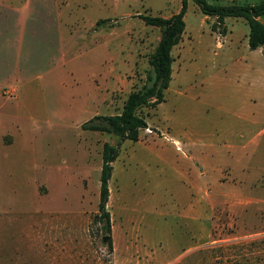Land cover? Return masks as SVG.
<instances>
[{"label":"rangeland","instance_id":"1","mask_svg":"<svg viewBox=\"0 0 264 264\" xmlns=\"http://www.w3.org/2000/svg\"><path fill=\"white\" fill-rule=\"evenodd\" d=\"M180 5L0 0V264H264L263 48L243 18L214 31L192 0L163 101L138 110L147 128L112 162L110 230L97 220L102 148L117 138L81 124L144 84L163 27L141 15Z\"/></svg>","mask_w":264,"mask_h":264},{"label":"trees","instance_id":"2","mask_svg":"<svg viewBox=\"0 0 264 264\" xmlns=\"http://www.w3.org/2000/svg\"><path fill=\"white\" fill-rule=\"evenodd\" d=\"M199 10L208 16H213L215 22L212 30H217L227 16L243 18L249 27L247 40L250 49L263 48L264 53V24L260 17L264 16V0L254 4L222 5L208 0H192ZM180 8L167 18L161 16L141 15L145 24L159 25L163 32L149 54V71L144 84L127 95L121 112L111 115H95L81 124L84 130H95L109 133L117 138V143L106 142L102 148V163L99 174V201L97 220L102 222V228L110 230L109 212L106 210L109 190L108 181L112 172V162L118 155L119 145L123 140H137L140 129L147 128L145 118L138 113L142 106L152 107L163 101L164 90L169 86L172 74L173 57L171 50L184 31V15L188 0H180ZM225 30L222 27L221 31ZM221 33V32H220ZM110 243V242H109Z\"/></svg>","mask_w":264,"mask_h":264},{"label":"crops","instance_id":"3","mask_svg":"<svg viewBox=\"0 0 264 264\" xmlns=\"http://www.w3.org/2000/svg\"><path fill=\"white\" fill-rule=\"evenodd\" d=\"M264 135V134H263ZM260 134V132L256 133V135L252 138V142H254V144H257L258 142H260V138L263 136ZM245 141V140H244ZM242 141V145L244 144H248L250 143V141L248 142H244ZM263 160V159H262ZM261 160L262 165H264V161ZM255 170L260 174H264V167H256ZM262 174V175H263ZM260 185L254 189V200H257L256 203H254V205H264V175L263 178L260 180Z\"/></svg>","mask_w":264,"mask_h":264},{"label":"water","instance_id":"4","mask_svg":"<svg viewBox=\"0 0 264 264\" xmlns=\"http://www.w3.org/2000/svg\"><path fill=\"white\" fill-rule=\"evenodd\" d=\"M108 238H109V236H103L102 240L105 242Z\"/></svg>","mask_w":264,"mask_h":264}]
</instances>
